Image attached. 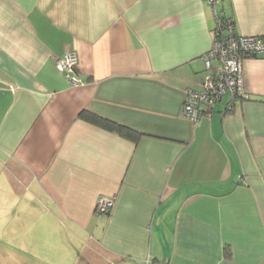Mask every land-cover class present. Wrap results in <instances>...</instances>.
<instances>
[{"label":"crops","instance_id":"crops-1","mask_svg":"<svg viewBox=\"0 0 264 264\" xmlns=\"http://www.w3.org/2000/svg\"><path fill=\"white\" fill-rule=\"evenodd\" d=\"M215 14L264 35V0H0V207L30 223L27 259L264 264V57L210 115H181L218 67ZM66 49L77 85L54 64ZM100 193L114 203L95 214Z\"/></svg>","mask_w":264,"mask_h":264},{"label":"built area","instance_id":"built-area-1","mask_svg":"<svg viewBox=\"0 0 264 264\" xmlns=\"http://www.w3.org/2000/svg\"><path fill=\"white\" fill-rule=\"evenodd\" d=\"M215 10L217 0H204ZM264 57V35L237 34L232 19L223 14H215V27L210 48L202 55L206 68L211 60L218 62V67L208 71L201 81L200 89L186 90L181 108V115L196 122L201 115L210 111L225 92L232 97L242 90V61L245 57ZM78 58L73 50H65L62 55L54 57V64L64 73L68 82L77 85L82 78L77 72ZM114 203V196L100 193L94 202V213L107 212Z\"/></svg>","mask_w":264,"mask_h":264},{"label":"rangeland","instance_id":"rangeland-1","mask_svg":"<svg viewBox=\"0 0 264 264\" xmlns=\"http://www.w3.org/2000/svg\"><path fill=\"white\" fill-rule=\"evenodd\" d=\"M0 207V264H23L25 260L34 264L30 258L27 259V225L28 221H15L14 217H21V209L9 210L4 203ZM13 210V211H12ZM21 212V213H20ZM6 216V218L4 217ZM13 217V219H11ZM5 218V222L1 223ZM12 220V222H10ZM12 237V240H8ZM37 258V257H35Z\"/></svg>","mask_w":264,"mask_h":264},{"label":"trees","instance_id":"trees-1","mask_svg":"<svg viewBox=\"0 0 264 264\" xmlns=\"http://www.w3.org/2000/svg\"><path fill=\"white\" fill-rule=\"evenodd\" d=\"M232 23L234 25V21L232 20ZM92 119L94 121H96L97 123H100L102 125H104L105 127L115 130L117 132H119L120 134L124 135V136H128V137H136L138 135V133H135L132 129L123 126L121 124L115 123L113 121H110L106 118L97 116V115H92Z\"/></svg>","mask_w":264,"mask_h":264}]
</instances>
